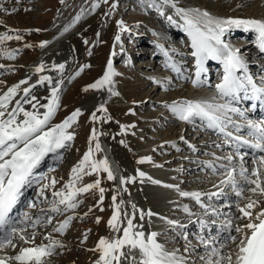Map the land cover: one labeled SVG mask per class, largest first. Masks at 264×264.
Instances as JSON below:
<instances>
[{
    "label": "rangeland",
    "instance_id": "1",
    "mask_svg": "<svg viewBox=\"0 0 264 264\" xmlns=\"http://www.w3.org/2000/svg\"><path fill=\"white\" fill-rule=\"evenodd\" d=\"M241 1H245V6H238ZM0 9L8 10L7 13L0 10V35L12 37L0 40V88H3L0 91L11 82L15 84L26 68L60 37L66 40L65 48L71 50L73 57L66 77L57 86L59 106L42 131H50L62 124L77 110L81 115L66 129V134L73 135L74 139L66 141L65 147L60 150L56 149L57 154L60 153V160L51 161L52 167L41 185L44 191L40 197L51 202L59 200V197L52 195L53 191H65L67 194L65 185L73 181L72 169L80 164L90 147L93 154L80 174L81 178L75 180V187L81 188L99 179L100 187L105 189L102 204L98 189H92L74 198L72 203L77 205L74 209L51 202L43 206L50 210L45 213L32 205L31 210L38 211L37 217L43 218L44 213L51 212L57 219L64 221L68 218L69 226L63 232H49V220L39 227L36 225L41 220L33 218L31 226L34 225V228L27 232L36 230L35 238L27 243L14 240L15 247L9 245L0 254L14 257L22 247L52 246L51 255L42 258V264H96L100 252L94 249L99 240L106 238L111 241L117 236L122 237L127 218L134 214V231H143L146 238L161 226L166 229L165 234L157 235L156 240L165 252L174 253L180 263L189 260L187 262L190 264H227L225 258L229 255L234 262L241 237L235 228L240 227L245 232L247 229L244 225L249 222L248 218H241L237 204L244 207L249 197L258 200V206L250 210L253 220L264 210V196L246 191L244 199H238L232 184L222 181H227V173L232 171L237 188L250 187L240 175L241 169H247L250 174L253 169L259 168L264 152L258 148L254 151L242 150L237 141L252 142L250 145L264 144L261 132L257 134L256 128L249 127L251 121L264 128V119L260 113L248 115L247 112L251 110L244 102L241 106L235 105L232 96L222 97L218 92L216 86L221 84L225 75L223 63L203 64L199 84L194 86L197 67L196 58L192 55V39L177 9L193 15L194 10L207 11L213 19L219 20L264 21V0H169L168 3L165 0H2ZM12 9L16 11L12 12ZM118 22H122L123 26L118 27ZM168 26H175L173 29L178 33L177 37L184 38L182 41L186 39V44L181 46L176 37L175 40H165L171 36L164 33ZM228 28L229 36L225 37L223 33L222 41L229 49L238 51L246 68L251 70V79L256 87L264 88L263 57L254 60L260 34L255 30L253 39L248 34L247 38L253 41V45L241 37L228 41L231 32L237 35L238 30L245 27ZM224 32L227 33L226 29ZM17 36L20 38L16 39ZM144 41L149 42L150 46L140 45ZM45 42L46 46L41 48L40 45ZM180 47L181 53L178 52ZM8 54H12L13 58H8ZM109 60L117 73L112 77V84L100 89L89 87L104 76ZM252 62H257L258 66L255 68ZM78 72L79 75H76ZM236 75L243 78L247 74L237 71ZM245 85L252 91L250 85L246 82ZM110 87L119 94L111 95ZM51 89L41 88L32 94L42 97L39 108H44L42 105L51 99ZM263 101L260 100L261 103ZM184 102L225 105L238 109V112L225 108L215 111L219 119L227 116L230 119L226 120L220 133H214L207 130L206 118L198 115H192L189 121L178 118L172 106H182ZM101 106L106 111L98 110ZM44 109H39V114L44 115ZM94 113L95 121L92 120ZM235 122L244 127L247 125L248 130ZM93 129L97 132L100 149L103 150L104 141L122 178L132 182L117 184L115 180H108L103 170L87 174L91 171V161L105 160L100 151H95L97 141H92L91 145L89 143ZM141 160L145 162L139 163ZM46 164L43 162L42 169ZM261 171L264 172V169ZM140 172L145 174L143 178L138 175ZM52 180L56 181L54 187L51 186ZM46 185L49 187L45 188ZM168 185L172 187H166ZM182 192L199 193V200L207 206L193 218L194 225L190 224V216L196 202L194 198H189L190 195L182 196ZM114 195L117 197L116 203L120 205L119 233L108 226L114 213ZM211 195L215 198H211ZM216 205H222V209L215 210L218 215L210 218L209 212L214 210L209 208ZM54 206L59 211H53ZM149 211L153 213L152 216L147 215ZM141 213L144 214L143 219L140 218ZM180 214H183V219ZM97 218L99 223L96 222ZM153 220L158 225L155 226ZM63 223H52L51 226L57 229ZM218 233L223 238L220 241L217 239L219 243L209 247L213 242L210 240L217 238ZM230 237H236V240ZM124 251L127 253L128 248L125 247ZM133 254L138 257L139 251L133 250ZM121 264H129V261L122 258Z\"/></svg>",
    "mask_w": 264,
    "mask_h": 264
},
{
    "label": "snow or ice",
    "instance_id": "2",
    "mask_svg": "<svg viewBox=\"0 0 264 264\" xmlns=\"http://www.w3.org/2000/svg\"><path fill=\"white\" fill-rule=\"evenodd\" d=\"M19 2V0H17ZM169 0H165L168 3ZM2 3V0H0ZM97 5H94L96 7ZM176 8L175 4L171 5ZM115 7V5H113ZM8 12L7 9H0ZM16 9H12L15 12ZM195 15L190 12H186L183 9H177V14L184 18L186 25V31L192 39V48L194 51L192 55L196 58L197 67V80L193 81L194 86L199 84V76L203 70L204 61L207 59H216L221 61L225 66V75L223 78V83L217 85V90L222 97L235 96L240 90L247 92L245 88V82L252 88L253 96L255 98L264 99V88H257L252 82L250 76L245 75L243 78L236 75L237 71L243 70L247 72L246 65L238 55V51H233L229 49L228 45L225 44L221 36L225 31L226 26H236L239 27L243 25L245 28H253L258 31L261 38L260 50L264 52V21L259 20H240V19H227L219 20L213 19L207 11L200 12L199 10H194ZM163 14V13H161ZM79 19V17H77ZM171 20V17H169ZM203 24V27H201ZM122 22H118V27H122ZM67 31V29H65ZM20 37L17 36L16 39ZM12 39L11 36L6 34L0 35V40ZM119 40V36L116 37ZM46 46V42L40 45L41 48ZM8 58H13L12 54H8ZM2 67V66H0ZM64 64L59 66L53 65V70H59L60 72L64 69ZM44 65L41 64L36 68V72L39 73L43 70ZM79 75V72L76 73ZM117 75L112 68L111 60H109L107 69L104 76L98 80L95 84L89 87L93 89H100L104 85L112 84V77ZM47 81L49 85L53 84L52 78L49 76H41L40 82L43 83ZM21 83H27V81H21ZM20 85L17 84L8 89V91L0 96V109H7L9 102L16 95L17 89ZM88 89L86 88L85 91ZM59 88L53 86L51 90V99L46 105L42 107L46 108V112L43 118H39L35 113H30L23 111L22 108L17 107L13 112L8 113V118L0 119V227L7 224L9 220V215L12 212L13 207L19 201L20 196L23 194V189L26 185L32 183V178L34 176V170L40 165L41 161L49 152H54L56 149L65 147L66 141H71L74 136L71 134H66V129L71 127L79 115H81L80 110L74 112L70 117H68L62 124L57 125L50 131H42L43 127L48 123L49 119L59 106L58 98ZM25 95L30 94L29 89L24 90ZM111 95H118L119 93L109 88ZM35 100V97H32ZM38 103V102H37ZM35 108L36 105L34 104ZM221 108H225L227 111L238 112V109L227 108L225 105H212V104H200L193 102H184L181 105H173L172 111L178 116L180 120L189 121L192 115H198L202 118H206L208 121V127L215 128L219 126V117L214 114L215 111H219ZM106 111V109L101 106L100 109ZM212 110V111H209ZM16 112H23L25 119L22 123L16 122ZM243 115V113H240ZM5 116L4 111H0V118ZM95 113L92 116V120L95 121ZM249 127L257 128L261 132V139H264V128L253 124L249 121ZM123 130V126H122ZM92 141H97L95 145V151H100V144L98 142V135L95 129L92 130V134L89 139L91 145ZM123 143V142H121ZM243 143H248L244 141ZM22 145V146H21ZM253 148H258L261 152H264V144L256 143L252 145ZM93 154V149L90 147L89 151L84 155L83 160L80 164L72 169L73 181L65 185V191H53L52 195L54 197H59L58 201H53V204L65 205L69 209H74L77 207L75 203H72L74 198L79 193H86L92 189H98L100 193V203H103L105 189L100 187V180L97 179L93 184H88L81 188L75 187V180L81 178V173L84 172L85 165L89 164L90 157ZM6 157H9L6 159ZM231 157H229V160ZM145 160L139 161V163H144ZM91 171L87 174L93 172H99L103 170L107 173L108 180H114L115 176L109 169L106 160L103 161H91L90 163ZM264 156L260 158V167L253 169L250 174L245 168L241 169L240 175L244 178L246 184L250 187L237 188L232 171H228V180L222 181V183H230L233 186L235 195L238 199H244V193L246 191L251 192L253 195L264 196ZM138 175L143 178L144 173L140 172ZM254 177V179H253ZM131 180H125L121 178V184L130 183ZM153 183H158L153 181ZM56 184L55 180L51 181V186L54 187ZM49 187L48 185L45 188ZM166 187H172L170 185ZM126 191V189H124ZM44 189H41L43 192ZM182 196L192 195L195 199L199 200V193H181ZM114 213L108 221L109 228L113 229L117 233L120 232V205L116 203L117 197L114 195L112 197ZM259 201L256 199L248 198V203L244 207H239L237 204L238 211L242 214L241 218H248L249 222L244 225V228L248 230L245 233L240 227H236L235 231L241 234L239 244L237 245V251L235 255V261L233 262V257L229 255L226 257L227 264H264V210H261L256 216V223L252 220V209L257 207ZM135 209V205H133ZM187 211V209H185ZM53 211H59L58 207H53ZM103 211V209H101ZM148 216H152L153 213L150 211L147 213ZM127 218V214L125 213ZM141 219L144 218V214L141 213ZM135 215L131 218H127V226L123 228V235L117 236L115 239L109 241L106 238H101L98 242L97 248L94 251L100 252L99 260L96 264H121L122 258L129 261V264H180L174 253L165 252L163 246L159 244L156 240L157 233H151L147 238L143 231H134L136 227L133 224ZM51 221L49 220V223ZM97 223H99V218H97ZM69 221H65L61 224L56 231L63 232V230L68 226ZM171 223V221L169 222ZM231 226V221H229V227ZM20 231H23L22 229ZM17 233L15 227H11L3 237H0V250L4 249L7 245L15 247L14 244V234ZM250 233V234H249ZM32 237H25L23 235L18 236L19 241H24L27 243L29 239H34ZM233 241L236 237H230ZM125 247L128 248V252L124 251ZM133 250L139 251V256L133 254ZM53 251L52 246H37L31 248H21L19 254L14 257L5 259L0 257V264H9V259L16 261L17 264H42V257L46 255H51Z\"/></svg>",
    "mask_w": 264,
    "mask_h": 264
},
{
    "label": "bare ground",
    "instance_id": "3",
    "mask_svg": "<svg viewBox=\"0 0 264 264\" xmlns=\"http://www.w3.org/2000/svg\"><path fill=\"white\" fill-rule=\"evenodd\" d=\"M244 3H245V1H241L238 6H245ZM227 4H230V3H227ZM238 6H237V8H238ZM223 8H224V6H223ZM64 27H65V25H64ZM174 27H169L168 26V29L165 30L164 33L171 34L170 38L167 37L165 40H173L175 37H176V39H179L177 37L178 33L175 32V30L173 29ZM227 27H230V26H227ZM248 29L249 28H242L241 30H238V34L237 35H235L234 32H231L230 33V36L231 37L229 39H227V40L229 41V40H232V39L237 38V37H241L242 38L244 34H247V35L250 34L252 36L253 35L252 31H250ZM228 30H229V28H228ZM228 30L226 29V31H227L226 34L224 32V36L225 37L229 36L228 35V33H229ZM62 31H58V32L61 33ZM233 31H235V30H233ZM235 32H237V31H235ZM182 39H184V38L179 39V41H180L179 44L181 46H182V44H186V42H185L186 39L184 41H182ZM257 40H259V42L261 44V38L260 39L258 38ZM65 41L66 40L64 38L60 37V39L54 45H52L51 48H49L47 50H44V52L42 53V56L39 57L32 65H30L28 68H26L23 76L15 84H12L10 86H7V88H5L3 91H0V96H2V95H4L8 91L9 88H11V87H13V86H15L17 84L20 85L19 89H17L16 95L9 102L7 109H0V111H4L5 112V116L3 118H0V119H5L6 120L8 118V113L9 112H13L15 109H17L18 106H19V108H22L23 111H27V112H30V113H35L39 118L41 116H43V113L42 114H39V111H40L39 109H42L43 111H45V109L38 107V105L41 102L40 99H42V97L32 96V94L33 93L36 94L37 91H38V89H41V88L42 89H44V88L45 89H49V88H52L53 86H58L63 81V79L66 77L67 72H68V70H69V68H70V66L72 64L73 57H72V54L70 53L71 50L65 48V47H67V46L64 45ZM247 42H251V41H247ZM137 45H139V44H137ZM140 45L150 46V43L144 41V43L143 44H140ZM188 48H190V46H188ZM178 52L181 53V47L179 48V51ZM262 54H263V52H262ZM257 55L260 56L261 55V52H258ZM41 64L44 65V68H43V70L41 72L37 73L36 72V68L39 67ZM60 64H64V66H65L62 72H60L59 70H53V65L59 66ZM254 72H255V70H254ZM41 76H49V77H51L52 78V81H53V84L52 85H49L47 81L41 83L40 82V77ZM21 81H27V83H23L22 84ZM245 88H246V85H245ZM25 89H29L30 90V94L27 95V96L25 95V92H24ZM242 92H244V90H240L237 94H240L241 93V97H243L244 99H247V96L244 93H242ZM32 97H35L36 99L33 100ZM255 99H257V98H255ZM256 103L259 106V107L257 106V108L259 109L260 114L263 113V115H264V104L263 105H260L259 104V101L256 102ZM263 103H264V101H263ZM34 104L36 105L35 108L33 107ZM251 107L252 106L248 107V109H250ZM24 119H25V117L23 116V112H16V122L17 123H22ZM227 119H230V117L227 116V117H224V119H220V123H219V126L218 127H222V129H223L224 124L226 123V120ZM230 122H231V120H230ZM235 124L236 125H239V126H243L242 124H238V122H235ZM246 127H247V125H246ZM246 127L243 126V128H246ZM255 131L258 134L259 131H258L257 128H256ZM226 132H228V131L226 130ZM242 142H243L242 140H238L237 141V143H240V146H241L242 150L244 149L245 151H250V149L248 147L242 145ZM248 143L249 144H252V142H248ZM60 149H58V150H60ZM102 149L104 150V153L106 154V156L108 158V162H109V165H110V167H109L110 170L112 171V173L114 175H118L119 174V168H117L118 167L117 164L115 163V161H113V156H111L110 152L108 151V149L105 146H103ZM252 151H254V150H252ZM42 165H43V162L40 163V165L38 166V169H39L40 172H43L45 170V168L42 169ZM193 192H196V191L193 190ZM213 195H211L210 197L211 198H215V196H213ZM180 198H182V197H180ZM189 198H194V197L192 195H190ZM194 201L196 202V204L195 203L193 204V207H194L195 210L193 212H191V216H190L191 222H190V224L193 223V218L197 214L200 213L199 210L203 209V207H207L206 204L205 203H202L201 200H197V199L194 198ZM192 202H193V200H192ZM209 209L214 210L213 212H211V211L209 212V216L211 218L212 216H214V214H217L218 215V212H215V210L216 211L217 210H220L221 211L222 205L210 206ZM180 215L182 217L181 219H183V217H184L183 214H180ZM217 215H215V216H217ZM28 216H30V215L28 213H26L25 214V220L26 221L28 220ZM253 221L256 222V223H259V221L258 220H255V218L253 219ZM161 222H162V220H161ZM153 223L155 224V226L158 225V224H156L157 222L154 221V220H153ZM162 227L163 226H161L160 229H157V232H159L162 229ZM176 229H178V228L176 227ZM165 230L166 229H164V231ZM6 232L7 231H5L4 233L1 234L2 237L4 236V234ZM245 233H248V230H246ZM163 234H165V233H162V235ZM217 235H219L217 238L214 237L212 240H210V241H213V242L210 243L209 247H211L215 243L218 244L219 241L223 238V235L222 234L218 233ZM217 239H219V241H217ZM207 241H209V240H207ZM236 249H237V247H236ZM210 250H211V248H210ZM0 257L5 258V259L8 258V256L7 255H4L3 253L0 254ZM180 264H183V262H181Z\"/></svg>",
    "mask_w": 264,
    "mask_h": 264
}]
</instances>
